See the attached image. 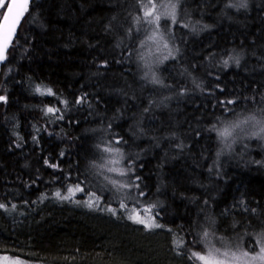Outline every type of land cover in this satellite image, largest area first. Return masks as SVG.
<instances>
[{
	"label": "trees",
	"instance_id": "obj_1",
	"mask_svg": "<svg viewBox=\"0 0 264 264\" xmlns=\"http://www.w3.org/2000/svg\"><path fill=\"white\" fill-rule=\"evenodd\" d=\"M171 1L176 22H159L171 56L148 60V71L138 56L148 52L144 29L155 26L137 21L140 0H33L0 73V256L200 264L191 253L209 244L255 252L264 140L245 133L226 147L211 129L238 114L264 117V0ZM109 144L141 177L139 189L117 190L93 166ZM78 183L84 191L71 200L56 197ZM149 205L162 225L153 233L127 218Z\"/></svg>",
	"mask_w": 264,
	"mask_h": 264
},
{
	"label": "snow or ice",
	"instance_id": "obj_2",
	"mask_svg": "<svg viewBox=\"0 0 264 264\" xmlns=\"http://www.w3.org/2000/svg\"><path fill=\"white\" fill-rule=\"evenodd\" d=\"M32 0H0V62L7 59V52L9 46L12 45L13 39L16 36L18 26L21 23V19L29 11V6ZM141 7L143 9V16L137 17V21H143L144 24L155 27H148L144 29L145 38L140 44V48H148L147 54L140 53L138 59L143 62V67L151 71V65L148 63V56L153 55L150 45H155L159 49L161 43L164 49H168L169 45L165 41L163 33L159 29V20L161 13L169 16L173 23L176 22V4L171 0L167 4L162 3L161 0H140ZM241 6H245L243 3ZM160 10L159 12L157 10ZM131 55V53H130ZM171 56V51L164 55L163 59H168ZM229 60H235V63L239 65V59L229 57ZM225 65L228 64V60L224 61ZM106 66V65H105ZM147 76V72L145 73ZM152 82H158L155 76L152 77ZM199 87V85H197ZM223 89H221L222 91ZM40 95H53L51 89H47L46 92L42 91L39 87L35 89ZM0 101L7 102V98L0 96ZM86 101V94L78 98L74 103H82ZM236 101L229 99L226 101L227 105L234 104ZM66 103V102H65ZM221 104H225V101H221ZM230 110V109H229ZM61 112L59 108L48 107L46 114L56 115ZM58 119H63L62 115L57 116ZM249 128L255 129L249 132ZM217 135L218 141L224 144L226 147H231L236 143L237 139L241 137V134H250L251 136H260L264 138V117L257 118L255 114L242 115L238 114L236 119L230 120L224 123L221 127L217 128L215 125L211 129ZM122 138H116L115 144H120ZM99 148V145L97 146ZM106 153V157H101L104 160L103 164L93 165L94 167L104 168L106 172L111 173V177H106L109 183L117 190L129 189L133 187L139 189L140 185L137 181H140L141 177L135 175V169L131 163L124 164V154L120 148L106 145L101 150ZM219 154V153H218ZM63 156V153H61ZM45 163H48L45 161ZM49 167L56 168L58 165L49 164ZM116 177H129V179L121 180ZM84 191L79 186V183L75 188H69V195L61 196L60 192H56L55 195L58 199L69 200L76 192ZM140 196H144L145 193L141 190ZM99 197H97V200ZM87 206L92 208L96 204L95 200L87 201ZM4 204H0V208H4ZM14 207V206H13ZM127 205L121 203L120 208L124 209ZM155 205H149L140 210H134L133 214L127 218L133 223L142 225L146 230L153 228H160L162 225L157 223V217L160 215L158 211H155ZM107 211L116 214V210L111 207L107 208ZM211 232L205 230L202 233V239L207 243ZM259 251L250 253L247 250H235L231 248H219L209 244L208 250L201 254L200 252H192L190 259L193 261H199L200 264H264V232L260 233L257 241ZM177 247H183V244H178Z\"/></svg>",
	"mask_w": 264,
	"mask_h": 264
},
{
	"label": "rangeland",
	"instance_id": "obj_3",
	"mask_svg": "<svg viewBox=\"0 0 264 264\" xmlns=\"http://www.w3.org/2000/svg\"><path fill=\"white\" fill-rule=\"evenodd\" d=\"M161 2L162 3H165V4H167L169 1H167V0H161ZM172 2V1H171ZM172 3H174V2H172ZM176 4V3H175ZM158 12L160 11L159 9L157 10ZM177 7H176V15H177ZM166 19H171L169 16H166V15H164L163 13H161V18H160V20H159V22L160 21H162V20H166ZM158 22V23H159ZM152 26H155V25H152ZM159 27H160V25H159ZM165 37V41L168 43V45H169V47H168V49H164L163 48V46H162V43H161V45H160V47H159V49H157V47L155 46V45H150L149 47L152 49V52L154 53L153 55H151V56H148V60H149V62H155L156 64L158 63H162V62H165V60L166 59H163V57H164V55H167V53L169 52V50L171 51V45L169 44V42H168V40H167V36H164ZM169 58V57H168ZM243 135V134H242ZM246 136V138H249V137H247L248 135H245ZM251 136V135H250ZM263 140H264V138H263ZM106 156H107V154H106ZM105 156V157H106ZM103 170L105 171V173H107L108 174V172H106V170L103 168ZM109 176L111 177L112 176V174L111 173H109ZM116 179H121V180H126L127 179V177H123V179H122V177H116ZM111 186V185H110ZM111 188V187H110ZM106 190V189H105ZM122 190V189H121ZM106 191H109V189L107 188V190ZM80 192H76L74 195H72L71 196V198H70V200L72 199V197H75L76 195H78ZM125 209V208H124ZM112 213V212H111ZM116 214H118L117 212H116ZM114 215L113 213H112V216H114V217H118V215ZM131 214H133V210L131 211ZM158 230V228H153V229H151V230H147L149 233H153V232H155V231H157ZM254 249V248H253ZM259 251V248L257 247L256 249H255V252H258ZM0 264H22L20 261H18V260H16V259H13V258H10L9 256H7V255H2V256H0Z\"/></svg>",
	"mask_w": 264,
	"mask_h": 264
},
{
	"label": "water",
	"instance_id": "obj_4",
	"mask_svg": "<svg viewBox=\"0 0 264 264\" xmlns=\"http://www.w3.org/2000/svg\"><path fill=\"white\" fill-rule=\"evenodd\" d=\"M32 2H33V0H32ZM32 2L30 3V6H31ZM30 6H29V9H30ZM26 14H27V13H26ZM26 14H25V16H26ZM25 16L21 19V23H20V25L18 26L16 36H15L14 39H13V43H14V41H15V39H16L18 33H19L20 27H21V25H22V23H23V21H24ZM13 43H12V45H13ZM12 45L9 46L8 52H9V50H10V48H11ZM8 52H7V54H8ZM4 62H5V61L0 62V73H1V68H2V65H3Z\"/></svg>",
	"mask_w": 264,
	"mask_h": 264
},
{
	"label": "bare ground",
	"instance_id": "obj_5",
	"mask_svg": "<svg viewBox=\"0 0 264 264\" xmlns=\"http://www.w3.org/2000/svg\"><path fill=\"white\" fill-rule=\"evenodd\" d=\"M83 207V206H82Z\"/></svg>",
	"mask_w": 264,
	"mask_h": 264
}]
</instances>
